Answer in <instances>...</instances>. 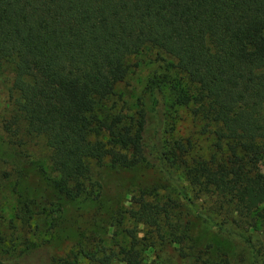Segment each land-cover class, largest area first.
Returning a JSON list of instances; mask_svg holds the SVG:
<instances>
[{
  "label": "trees",
  "instance_id": "16d2710c",
  "mask_svg": "<svg viewBox=\"0 0 264 264\" xmlns=\"http://www.w3.org/2000/svg\"><path fill=\"white\" fill-rule=\"evenodd\" d=\"M141 54L151 55L159 72L131 106L116 86ZM161 86L169 92L165 109ZM0 102L6 142L42 138L47 184L77 206L99 203L93 168L102 163L144 164L162 174L161 195L131 193L113 218L128 243L100 251L89 259L93 264H143L147 248L156 258L167 245L180 264H227L223 257L209 262L187 244L176 207H192V197L209 203L199 212L203 219L247 233L238 236L259 261L264 174L255 169L264 157V0H0ZM181 110L210 134L206 151L174 135ZM21 174L16 166L0 171V185L9 181L16 193ZM22 203L30 212L29 201ZM41 253L30 248L0 264H46L36 261Z\"/></svg>",
  "mask_w": 264,
  "mask_h": 264
},
{
  "label": "rangeland",
  "instance_id": "374dc122",
  "mask_svg": "<svg viewBox=\"0 0 264 264\" xmlns=\"http://www.w3.org/2000/svg\"><path fill=\"white\" fill-rule=\"evenodd\" d=\"M133 61L135 65L130 73L116 86V91L121 92L131 106L142 93L148 77L154 71L156 74L159 72L155 69L156 63L151 55L141 54ZM161 90L162 107L165 109L169 102V92L165 86H161ZM4 102H0V116ZM176 117L173 118L174 135L188 136L194 141L196 152L206 151L210 134L203 133L200 124L194 122L186 111H179ZM6 140L1 131L0 171L6 173L11 166H16L21 168L22 174L16 193L10 191L9 181L0 185V227L3 234L0 259L16 258L30 248H38L43 253L37 257V262L93 264L89 259L99 256L100 251H116L118 245L128 243L120 228L115 227L113 218L123 213L128 206L129 195L141 189L149 192L150 196H159L163 192L165 181L155 167L137 164L130 168H112L102 163L93 168L101 183L99 206L94 202L77 206L69 202V199L59 197L47 184L48 150L42 138L31 136L24 143H7ZM255 174L263 176L264 157L257 163ZM192 198V207L181 202L176 207V213L182 222H186L190 239L187 244L192 243L193 251H202L209 262L219 261L223 257L227 264H264L263 237L262 252L256 263L249 248L238 236L246 237L248 234L234 227L229 230L219 229L214 221L203 219L199 212H205L209 203L205 197ZM23 200L29 201L30 212H25ZM55 208L59 210L54 211ZM250 235L252 240L259 237L254 232ZM158 254L154 258L153 250L147 248L143 253V264L181 263L173 245L165 246Z\"/></svg>",
  "mask_w": 264,
  "mask_h": 264
}]
</instances>
